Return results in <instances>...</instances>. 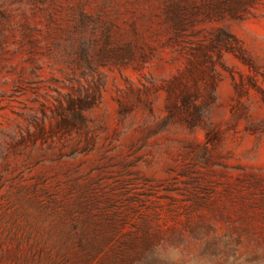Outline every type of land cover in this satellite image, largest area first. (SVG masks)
Returning a JSON list of instances; mask_svg holds the SVG:
<instances>
[{
	"label": "rangeland",
	"instance_id": "rangeland-1",
	"mask_svg": "<svg viewBox=\"0 0 264 264\" xmlns=\"http://www.w3.org/2000/svg\"><path fill=\"white\" fill-rule=\"evenodd\" d=\"M0 264H264V0H0Z\"/></svg>",
	"mask_w": 264,
	"mask_h": 264
}]
</instances>
